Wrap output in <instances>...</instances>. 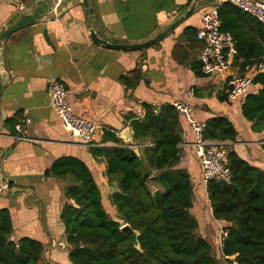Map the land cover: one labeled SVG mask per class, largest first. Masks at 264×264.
<instances>
[{
	"label": "crops",
	"instance_id": "crops-1",
	"mask_svg": "<svg viewBox=\"0 0 264 264\" xmlns=\"http://www.w3.org/2000/svg\"><path fill=\"white\" fill-rule=\"evenodd\" d=\"M224 1L228 0L196 6L164 38L140 50L95 45L88 35L81 0H60L56 11L52 8L46 22L37 23L32 32L26 27L0 42V186L7 185L0 196V209L9 211L11 240L32 237L41 241L43 252L37 264H72L60 218L63 204L69 201L64 193L68 180L45 172L60 156L81 159L94 176L102 203L108 202L116 213L109 194L118 189L117 185L108 182L104 156H95L91 149L116 146L112 141H102L106 131L122 139V133L129 130L132 137L126 116L141 117L144 104L159 107L188 102L196 121L226 116L235 126L237 136L235 141L220 142L225 151L232 148L264 170V129L260 125L254 128L242 116L244 99L229 100L224 91L232 74H250L253 66L239 72L233 61L231 68L219 75L203 74L193 68L200 67L203 42L195 32L201 23V13ZM192 2L89 0V7L96 26L101 28V38L131 44L154 37L183 16ZM19 4V0H0V33L16 21ZM27 8L29 5H25ZM135 69L140 79L134 86H128L122 79ZM53 80L64 84L74 112L98 125L91 145L70 139L61 127L50 106L49 86ZM258 88L254 85L251 91ZM17 123L22 124L20 132L15 129ZM193 140L189 126L183 121L178 167L188 171L193 184L190 212L196 218L195 214L200 216L207 211L206 220L201 215L202 224L196 218L198 230L202 237H214L213 225L219 247L226 223L212 216ZM133 143L138 145V152L148 141Z\"/></svg>",
	"mask_w": 264,
	"mask_h": 264
},
{
	"label": "trees",
	"instance_id": "trees-1",
	"mask_svg": "<svg viewBox=\"0 0 264 264\" xmlns=\"http://www.w3.org/2000/svg\"><path fill=\"white\" fill-rule=\"evenodd\" d=\"M217 9L221 30L230 32L236 41L234 63L239 72L264 64V25L229 1ZM128 75L122 79L128 86L140 79L137 69ZM253 83L259 88L246 94L241 113L254 128L260 125L264 129V70L255 72ZM143 106L141 117H126L133 141L148 144L136 152L106 131L102 141L116 146L91 149L95 156H104L108 182L117 185L109 200L118 220L105 210L94 176L81 159L60 156L45 172L68 180L64 193L69 201L63 204L60 218L71 263L264 264V170L225 147L230 181L206 183L212 216L226 223L220 262L211 244L197 233L198 222L190 212L194 198L191 177L178 167L184 118L172 104ZM205 123V139L235 141L237 130L226 116L214 115ZM122 223L138 231L139 248L121 232ZM11 231L9 211L1 208L0 264H37L43 252L41 241L32 237L13 241Z\"/></svg>",
	"mask_w": 264,
	"mask_h": 264
},
{
	"label": "built area",
	"instance_id": "built-area-1",
	"mask_svg": "<svg viewBox=\"0 0 264 264\" xmlns=\"http://www.w3.org/2000/svg\"><path fill=\"white\" fill-rule=\"evenodd\" d=\"M236 8L254 16L264 25V0H228ZM60 0H53L52 8L56 11ZM196 37L203 42L199 55L200 71L203 74H225L232 66L238 54L236 41L228 31L221 30V20L217 5H210L201 13V23L196 29ZM264 64L253 66L250 74H232L224 89L229 100H243L255 85L253 76L257 71H263ZM50 106L59 119L60 125L68 133L70 139L84 145H91L93 135L98 125L86 117L74 112L67 99V90L60 81L53 80L49 86ZM173 106L184 118L189 126L194 140L193 147L199 160L202 181L229 182L230 168L227 162V153L220 142L204 138L203 131L206 123L196 121L188 102H174ZM26 122H29L26 119ZM22 124H15L17 132L21 131ZM19 137V136H17ZM20 138V137H19ZM7 185L0 186V196ZM225 230L221 231L222 238L226 236ZM222 244V242H221Z\"/></svg>",
	"mask_w": 264,
	"mask_h": 264
},
{
	"label": "water",
	"instance_id": "water-1",
	"mask_svg": "<svg viewBox=\"0 0 264 264\" xmlns=\"http://www.w3.org/2000/svg\"><path fill=\"white\" fill-rule=\"evenodd\" d=\"M20 4L17 8V16L16 21L12 23L10 26L5 28L0 33V42L8 37L10 34L28 27L29 32H32L37 23L41 21L46 22V15L51 13L52 2L53 0H19ZM214 2V0H193L191 6L185 11L184 15L181 16L178 20L173 22L168 27L164 28L162 31L157 33L154 37L145 40L143 42L138 43H118L115 39L105 40L100 37L101 28L100 26H96L95 21L92 16V9L89 7V0H81V3L86 12V25L88 30V35L91 41L95 45L108 47L112 49L118 50H140L146 48L155 42L164 38L174 27H176L180 22H182L185 18H187L194 10V8L200 4ZM25 5H29V8L25 9ZM43 35L45 40L48 42V36L46 34V30L44 29ZM1 92V91H0ZM123 142L129 147L133 148L137 152V144H134L133 138L130 135L129 130H125L122 133ZM121 232L125 234L128 238L129 242L135 247L139 248L138 241V231L134 230L128 223H122L120 226Z\"/></svg>",
	"mask_w": 264,
	"mask_h": 264
},
{
	"label": "rangeland",
	"instance_id": "rangeland-1",
	"mask_svg": "<svg viewBox=\"0 0 264 264\" xmlns=\"http://www.w3.org/2000/svg\"><path fill=\"white\" fill-rule=\"evenodd\" d=\"M103 206H104V208L106 209V211L110 214V216L112 217V218H114V219H117V214L113 211V208L110 206V204L108 203V202H106V201H104V203H103ZM205 213H207V211L205 210V211H203V213H200L201 215H202V218H203V220H206V214ZM196 215V218L200 221V223L202 224V221L200 220V218H201V215L200 216H198L197 214H195ZM118 220V219H117ZM210 220H212L213 222H215L214 221V219L211 217L210 218ZM209 220V221H210ZM212 227H211V229L212 230H214V231H212V234L214 235V237L213 236H210V237H205V236H203L204 238H206V240L211 244V246H212V248H213V252H214V254L216 255V257L219 259V261L220 262H222L223 260H222V258H221V253H220V247H221V244L219 245V247H218V242L217 241H215V239H217L216 237H215V235H216V230L214 229V227H213V225H211ZM210 227V226H209ZM211 232V231H210ZM197 233L199 234V235H201V232H200V229L198 230L197 229ZM213 237V238H212Z\"/></svg>",
	"mask_w": 264,
	"mask_h": 264
}]
</instances>
